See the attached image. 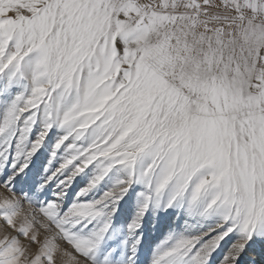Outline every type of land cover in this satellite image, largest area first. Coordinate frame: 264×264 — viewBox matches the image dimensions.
<instances>
[{
    "label": "snow or ice",
    "instance_id": "obj_1",
    "mask_svg": "<svg viewBox=\"0 0 264 264\" xmlns=\"http://www.w3.org/2000/svg\"><path fill=\"white\" fill-rule=\"evenodd\" d=\"M0 264H264V0H0Z\"/></svg>",
    "mask_w": 264,
    "mask_h": 264
}]
</instances>
